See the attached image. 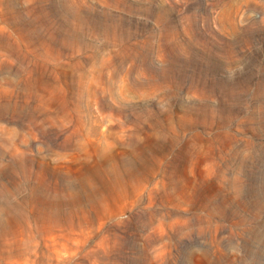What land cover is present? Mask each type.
<instances>
[{
  "label": "clouds",
  "instance_id": "clouds-1",
  "mask_svg": "<svg viewBox=\"0 0 264 264\" xmlns=\"http://www.w3.org/2000/svg\"><path fill=\"white\" fill-rule=\"evenodd\" d=\"M0 264H264V0H0Z\"/></svg>",
  "mask_w": 264,
  "mask_h": 264
}]
</instances>
